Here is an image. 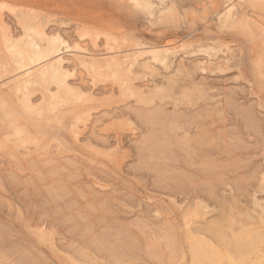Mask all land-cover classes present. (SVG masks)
I'll use <instances>...</instances> for the list:
<instances>
[{"label": "rangeland", "instance_id": "1", "mask_svg": "<svg viewBox=\"0 0 264 264\" xmlns=\"http://www.w3.org/2000/svg\"><path fill=\"white\" fill-rule=\"evenodd\" d=\"M127 1L0 0L1 22L14 37H23L22 28L8 8L45 16L46 32L60 33L71 44L81 41L90 51L103 50L105 35L116 36L119 42L113 46L115 49L120 46V51L130 49L137 42L150 45L166 41L178 43L183 39L192 44L190 50L186 48L179 54L183 55V65L190 69L199 62L204 63L201 65L204 70L199 66L196 71L192 69L190 79L177 73L171 80L172 86L171 81L167 84L162 79L171 70L156 67L160 73L156 71L154 76L150 71H135L139 73L133 74L134 80L137 79L133 80L135 86L147 84L150 79L163 86L156 91L158 94H149L151 97L145 104L124 97L119 87L107 78L93 80L81 69L74 78L69 77L68 82L82 90L91 88L95 99L91 106L75 104L70 99L69 105L75 111L69 107L71 112L66 114L63 124L56 120L49 124L43 121L49 125L41 123L45 131L41 126L36 127L40 133L33 131V137L40 135L37 138L40 143H48V157L32 155L35 147L28 141L18 150L11 148L14 154L19 152L14 155L15 159L7 155L10 149L3 153L6 148H0V256H9L7 264H70L67 259L70 256L83 264H184L190 256L185 214H188L186 218H192L191 228L203 225L205 228L211 222H218L227 231L228 226L236 230L241 224L251 223L245 215L257 216L256 204L264 207V56H260L264 46L261 38L245 34L236 26L232 30L217 25L216 12L225 0H185L187 5L182 10L179 8L180 15L168 22L154 21L141 11L132 12ZM246 13L264 28V0H259L255 8L248 7ZM79 34L86 35L79 38ZM208 46L220 51L215 54L208 51ZM186 50L192 52L183 54ZM222 56H228V62L222 63ZM173 85L183 91H175ZM183 93L185 96L180 95ZM29 99L33 106L40 104L41 90L30 94ZM78 105L83 106L82 110L87 109L90 116L71 129V117L81 109ZM58 107L65 113L68 106L60 103ZM144 113L148 114L146 118ZM30 122L26 125L32 127L34 124ZM174 126L178 130L172 134ZM74 128H78L76 135L70 132ZM190 134L195 138L192 137L191 143ZM34 161L38 167L33 166ZM230 220L235 222L229 223ZM39 229L54 233L48 243L39 240L46 237ZM167 235L170 240L174 239L172 243L176 239L174 251Z\"/></svg>", "mask_w": 264, "mask_h": 264}, {"label": "bare ground", "instance_id": "2", "mask_svg": "<svg viewBox=\"0 0 264 264\" xmlns=\"http://www.w3.org/2000/svg\"><path fill=\"white\" fill-rule=\"evenodd\" d=\"M258 1L259 0H225L221 5L220 10L218 12H216V20L215 21H216V23H218L217 25H219L221 28L225 27L226 29H227V27H231L230 29H232V27H234V26L241 28L242 30H244L243 32H245V34L249 33L248 35H251V36L256 35V37L253 36L254 38H257V36L259 38H261L260 40H262L261 42H262V45L264 46V28L261 25L257 24L256 22L250 20V18L247 16L248 12L246 13V10L248 7H251V8L257 7ZM127 2H128V6H130L129 8L132 12L136 13L137 11H141V12L145 13L144 15H146V17L154 19V21L162 20V21H167V22L169 21V19L171 20L175 16H179L181 13L179 11V8H181L180 10H182V7L187 5V2L185 0H128ZM245 8H246V10H245ZM8 9H10L11 12L15 15V18L18 21L17 23H19L18 25H20L21 26L20 28H22L21 34L23 35V37H21V38H19L20 35H18L16 37L12 36V34H10V32L3 25L4 22H1V19H0V23H2V25L0 24V28H1V30H0V58H1L0 59V139H1L0 140L1 141L0 142V148L1 147H5L6 149L8 148L7 150L5 149V152L2 151L3 153H6L10 149V152H7V155H10L11 159L12 158L15 159V157H16V156H14L16 153L14 154L11 150L14 148L18 150V148L21 147L23 145V143L26 141L34 144V147H35L34 151L35 152H32V155H35V157L36 156L37 157L38 156L48 157L47 156V154H48L47 153L48 143H45V144L40 143V141L37 139V138H39L38 136H40V135H38L37 138L33 137V134H32L33 131H34V133H36L35 131H37V132L40 131L36 127L39 128L43 121H45L48 124H49V122L52 123V121L54 122L55 120H56V123L57 122H59V123L64 122L66 114L68 115V112L70 113L72 110L71 105H69L71 103L68 102V101H70V99H73L72 101H74V103L75 102H77V104L79 102H80V104L82 103L83 106L84 105H90V103H92L94 101L95 96L92 93V91H90L91 88L84 91L80 87L75 86L72 82L71 83L68 82L69 77L74 78L75 77L74 74L77 73V71L79 73L78 69H81L82 71H84L87 74V76L89 75L90 77L93 78V80H100L103 78V80H101V81H104V78L105 79L107 78V81H108V79H109L115 85H117L119 87L120 93L124 97L129 96V97L135 98L134 100L143 101L144 104L151 97V96H148L149 94L151 95V93L162 89L163 86H159L160 83L157 84L155 82H152L153 80L150 82L151 79L148 81L147 84L142 85V83H141V85H140V83H139L138 86H135L134 83L136 82L137 79L134 80L135 76L133 77V74L138 75L139 73L135 72L138 69L139 70L142 69L146 73H148L150 71V73H152V74L153 73L156 74L155 73L156 71L158 73L159 70H156V67L158 68L160 66L163 67L164 70H167V71L171 70L170 73H167V75H163L162 79H163L164 83L167 81L169 82V81L173 80V77H175L177 73H182V75L180 74L181 76H183V74H185V76H187L189 78L192 75L191 74L192 69L195 70V68L196 67L198 68V66L201 70H204V68H202L203 66L201 67V65L204 64L203 62L197 63V65H195L193 68H190V69H188L189 67H185L182 63V61H183L182 56L183 55H179V54L182 50H184L186 48L189 49L190 47H192V44L190 41L186 42V41H182L183 40L182 39L178 43L173 42V41H166V42H162L160 44L154 43V44H150V45H146V44H143L141 42H137L136 44L133 43L134 46L131 47L130 49L120 51L119 50L120 46H119V49H115V47L113 46L114 44L117 45V43L119 42L117 40V38H115L116 36L111 35L112 36L111 37L110 35L109 36L105 35L103 50L102 51H99V50L90 51L89 49H87L85 47L86 45L82 44L81 41L77 40L75 43L71 44L66 38H64L62 35H60V33H57L54 31L46 32V30H45L46 29L45 28V26H46L45 22L46 21L43 20V19H45V16H44V18H41L40 14H39L40 17L38 15H37L38 16L37 17L36 13L34 11L33 12L35 14L32 11L14 10L12 8H8ZM178 13H179V15H178ZM1 17L2 16H0V18ZM180 19L182 20V18H180ZM175 20H174V22H176ZM191 27H192V25H191ZM85 35H80L79 38H81L82 36H85ZM94 44H95V42H94ZM199 47L202 48L203 46L199 44ZM116 48H117V46H116ZM207 49H208V51L209 50L215 51V54H216V51L218 48L208 46ZM191 50H193V49H191ZM199 50H201V49H199ZM205 50L206 49H204V50L202 49L201 51H205ZM233 50H235V48ZM219 51L220 50H218L217 53ZM191 52L187 51L183 54H189ZM223 52H222V54H223ZM207 53H209V52L206 51V54ZM260 54H262L260 56H264V50ZM227 57L228 56H226L225 58H223V56H222V58L220 57L223 60L222 63L228 62ZM187 58H189V57H187ZM209 59L210 58L208 56V60ZM191 60H192V58H191ZM259 60H258V63L260 62ZM262 62H263V60H262ZM189 63H191V62H189ZM263 63H260V65ZM156 65H159V66H156ZM213 65H215V64H212V66ZM208 66H209V64H208ZM139 70H138V72H139ZM263 70H264V68H263ZM154 74H153V76H154ZM149 75H150V77H152L151 74H149ZM160 77H158L156 79L158 80ZM92 78H91V80H92ZM147 78H149V77H146V79ZM177 78L178 77H176L175 80H177ZM139 79H140V77H139ZM156 79H155V81H156ZM133 80L135 82H133ZM182 80L183 79H181V81ZM143 81L146 82V80L144 78H143ZM158 81H160V80H158ZM181 81H179V82L183 83ZM161 82H162V80H161ZM168 82H167V84H168ZM172 82L173 81L169 82L170 83L169 85L172 86ZM185 82H186V80H185ZM192 82H194V81H192ZM189 83H191V82H189ZM173 84H174V82H173ZM175 84H176V82H175ZM176 85L175 86L173 85V87L176 88L175 91H177V90L180 91V89L183 91V89L181 87H180V89H177ZM171 86H170V88H171ZM179 86H181V85H179ZM189 86L191 87V85H189ZM173 87L171 88V90L173 89ZM182 87H183V85H182ZM191 88L193 90V86ZM39 89L41 90L42 101L37 106H33L31 104L30 99L28 101V96L34 92L39 91ZM103 89H104V87H103ZM174 89H173V91H174ZM113 90H115L114 86H113ZM184 91H185V89H184ZM194 92H195V88H194ZM94 93H95V91H94ZM156 93L158 94V92H156ZM166 93H167V90H166ZM166 93H165V95H166ZM189 93H190V91H189ZM168 94H169V89H168ZM200 94H201V92H200ZM180 95L185 96L184 93L180 94ZM196 95H199V94L196 93ZM162 96H163V94L160 96L161 99H162ZM166 96H168V95H166ZM171 97H172V94H171ZM174 97H175V95H174ZM204 97H205V95H204ZM207 101H208V99H207ZM210 101H211V99H210ZM60 103H63V105L67 104L68 107H65L66 110H64L65 108L63 107L64 108L63 110L65 113L61 112L62 109L59 110L58 105ZM79 105H78V107H80ZM83 106L80 107L81 108L80 111L74 113L73 117H71V119L73 120V121L71 120L72 121L71 129L73 128V125L76 126V124L86 122L87 118L90 116L87 109L82 110ZM69 107L71 110L69 109ZM160 107H162V106L160 105ZM163 107H164V105H163ZM76 110H77V108H76ZM152 110L155 111V108ZM159 110L160 109L158 108V111ZM72 111H75V110H72ZM142 111L143 110H141V112ZM156 111H157V109H156ZM160 111H164L163 108ZM136 113H135V116L138 117V115H136ZM184 113H186V112H184ZM119 114H120V112H119ZM138 114H141V113L138 112ZM146 114L147 113H144V115H145L144 118H146ZM158 115H159V112H158ZM158 115H156L155 117H158ZM164 115L162 114V117H164ZM171 115L173 116V114H171ZM178 115H180V114H178ZM198 116H197V118H198ZM213 116H214V114H213ZM127 117H128V115H127ZM159 117L161 118V116H159ZM168 117H169V115H168ZM174 117H176V116H174ZM180 117H182V116H180ZM180 117H178V118H180ZM193 118H194V115H193ZM28 120L29 121L31 120V122H33V123L30 122V125L34 124V125H31L32 127H30L29 125H26V123L29 122ZM185 120H186V118H185ZM185 120H184V122H186ZM162 121H163V119H162ZM170 121H172V120H170ZM175 121L177 123V120H175ZM182 121L183 120H181V122ZM45 122H43V124H46ZM166 122H167L166 124L168 126L169 121H166ZM172 122L174 123V120ZM178 122H179V120H178ZM173 123H172V125H173ZM186 123H185V125H186ZM53 125L55 126V124H53ZM180 125L182 126V124H180ZM183 125H184V123H183ZM46 126H49V125L46 124ZM54 126H50V128H52ZM41 127L44 129L43 126H41ZM161 127H160V129H161ZM68 128H69V126H68ZM182 128H181V130H182ZM187 128H189V127H187ZM75 129H78V128H74V131H75ZM166 129H168V128H166ZM172 129H173V127H172ZM176 130H178V129H175V126H174V130L172 131V134H174L173 132ZM44 131H45V129H44ZM74 131L72 130L70 132L75 133V135H76L77 133H76V131L75 132ZM164 131H166V130H164ZM164 131H162V132H164ZM179 132H181V131H179ZM38 133H40V132H38ZM198 133H199V130H198ZM31 134H32V136H31ZM72 135L75 136L74 134H72ZM171 136H173V135H171ZM201 136H202V134H201ZM190 137H191V139H192V137L194 138V136H192V135ZM62 138H64V137H62ZM196 138L199 140L198 137H196ZM50 139H49V142H50ZM201 139H203V138H201ZM201 139H200V142L203 141ZM186 140H187V138H186ZM188 140H190V138ZM205 140H207V138ZM42 141H44V140H42ZM53 141H56V140H53ZM191 142H193V139L189 143H191ZM210 142L212 144L213 141L211 140ZM5 143H7L6 146H5ZM198 144H199V142H198ZM201 145L204 146L203 143ZM188 146H190V145H188ZM189 150H191V149H189ZM53 160H51L50 162H52ZM40 161H42V160H40ZM36 163L37 162L34 161L33 166L38 167ZM55 165H56V163H55ZM262 182L264 183V178L262 179ZM66 187H67V185H66ZM54 189H56V188H54ZM56 190H58V189H56ZM52 197H54V195ZM256 205L258 208V210H256L257 216H255V217L251 216L250 213L245 215L246 219L248 221H250L251 223L241 224V226L239 224L240 227L237 226L238 228L237 229L235 228L236 230H233V227L230 228V226H228L227 227L228 232L225 231L224 227L221 225L222 224L221 221H220V223H221L220 225L218 224V222L217 223L211 222V224L205 225V228H203L204 225L202 228H201V226L196 227V228H191V226L194 225V223H192L193 221H191L192 218L191 219L186 218V216L188 214L187 215L185 214L186 215V216L184 215L185 220L184 219L183 220H184V226L186 229V240H187V243L189 246L188 251H189L190 256H189L188 260H184V257L182 256L183 259L181 258V260H184V264H264V207L261 205H258V204H256ZM91 206H92V204H91ZM54 208H55V206H54ZM98 208H100V206ZM224 213H225V211H224ZM81 215H83V214H81ZM203 217H205V216H203ZM223 221H225V220H223ZM231 222L234 223L235 221L230 220L229 223H231ZM237 222H238V220H237ZM41 225H42V223H41ZM36 230H37V228H36ZM37 232L38 231H36V233ZM39 232H41L40 229H39ZM37 234H40V233H37ZM41 234H43L44 237L45 236L46 237L43 239H39V240H43V243H44V241L46 243H48L47 241L51 240L50 236H52L54 233L48 232L45 229L43 232H41ZM175 236H177V235H175ZM169 237L170 236L167 235L166 238L168 239V241L170 243H172L174 239L170 240ZM171 237H172V234H171ZM168 241H167V243H169ZM175 241H176V239H175ZM175 241H174V243H175ZM54 242L55 241H53V244H55ZM174 243H172V246L174 245ZM57 246H58V244H57ZM166 246H167V244H166ZM168 247H167V249H169L170 252H173L176 249L175 245H174L173 251L171 250L172 249L171 246L169 248ZM58 248H59V246H58ZM155 248H156V246H155ZM138 249H139V247H138ZM54 251L56 253L55 249H54ZM127 251H128V249H127ZM156 251L158 252L159 250H156ZM58 254H60V252H58ZM82 254H84V253H82ZM1 255H4V254L2 253ZM4 256L3 257L0 256L1 257L0 258V264H7L8 262L10 263L9 256L8 257H6V255H4ZM60 256H61V254H60ZM57 258H60V257L58 256ZM67 259L70 262V264H83L82 262L77 261L72 256L68 257ZM166 259H167V257H166ZM125 260H127V259H125ZM176 260H177V257H176ZM119 261H121V258ZM165 262H167V261H165ZM168 262H169V260H168ZM179 263H181V261Z\"/></svg>", "mask_w": 264, "mask_h": 264}]
</instances>
